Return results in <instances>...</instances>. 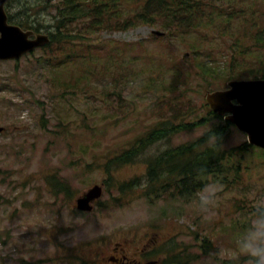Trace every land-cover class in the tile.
<instances>
[{
	"label": "rangeland",
	"instance_id": "374dc122",
	"mask_svg": "<svg viewBox=\"0 0 264 264\" xmlns=\"http://www.w3.org/2000/svg\"><path fill=\"white\" fill-rule=\"evenodd\" d=\"M59 1L50 6L51 14H57ZM9 14L21 20L17 8ZM43 23L45 32L54 25L46 17ZM119 26L91 36L85 34V26L82 30L78 25L70 28L71 33L88 37L86 45H100L91 49L105 59L97 65L100 69L109 66L115 79L124 80L126 72L131 78L139 76L133 85L101 86L93 98L85 90L76 95L57 92L48 81L55 61L80 54L76 45H66L62 53H57V46L52 55L38 50L19 62L0 61V127L5 128L0 134V264H102L111 244L128 241L129 255L147 238L159 235L160 242L173 241L191 252L195 260L191 264H247L244 256H217L216 252L234 247L255 210L264 207V153L254 147L246 155L242 178L229 189L231 185L219 184L222 187L207 213L197 199L187 205L165 203V199L149 203L136 192L118 201L116 191L112 195L104 192L94 210L76 208V199L84 191L107 179L103 169L85 171L88 163H102L106 154L123 151L158 117L172 116L169 110L158 116L156 104L149 100L155 93L143 89L144 80L150 81L147 75H159L158 71H167L169 76L174 69L185 67L180 59L185 53H190L186 62L192 59L189 45L199 39L183 35L173 39L168 33L159 37L153 31L164 30L152 25L118 30ZM130 46L134 48L129 51ZM151 49L157 51L147 59ZM41 64L47 67L44 72ZM72 72L69 68L61 76L68 79ZM194 75L186 80L187 87H181L186 88L190 116L206 113L204 87L208 82L216 84ZM44 116L47 131L41 127ZM207 128L178 133L150 152L193 141ZM247 139L234 128L228 146L241 145ZM144 171L140 164L118 174L128 179ZM48 175L68 181L73 197L49 190ZM175 208L180 209L176 216Z\"/></svg>",
	"mask_w": 264,
	"mask_h": 264
},
{
	"label": "trees",
	"instance_id": "16d2710c",
	"mask_svg": "<svg viewBox=\"0 0 264 264\" xmlns=\"http://www.w3.org/2000/svg\"><path fill=\"white\" fill-rule=\"evenodd\" d=\"M18 3L21 20L11 17L16 24L41 31L45 17L51 20V25L54 23L48 31L52 42L42 50L43 53L52 55L57 46L61 48L57 53H62L66 45H76L74 47L80 50V54L58 59L50 69L48 81L57 92L66 94L73 92L76 95L85 90L93 98L101 86L133 85L139 78L136 75L131 78L126 72L124 80L115 79L109 66L100 69L97 65L105 59L91 51L100 45H86L87 33L95 35L120 24L118 30L152 25L160 27L173 39L182 35L186 39L199 38L198 42L189 45L192 59L187 62L180 59L185 67L174 69L169 76L167 71H158L159 75H147L150 81L144 80L143 89L155 93L149 100L156 104L158 116L167 110L172 116L158 117V121L123 151L106 154L102 163H88L85 171L103 169L107 175L104 184L108 194L116 191L119 201L128 194L139 192L151 203L166 196L167 201L187 205L211 181L231 184L229 189L242 178L243 164L251 152V145L246 142L227 146L234 126L207 105L205 114L190 116L193 112H189L184 99L186 88L181 87H187L186 80L194 74H200L206 82L214 81L216 84L207 83L211 88L220 87L230 79L264 77V0H61L55 5L57 14L50 13L53 2L19 0ZM123 18L127 19L121 21ZM76 25L79 30L85 26V34L71 33L70 28ZM133 48L130 46L128 50ZM41 66L44 72L47 67ZM69 68H72L73 77L63 78L61 74ZM42 120V129L49 130L45 116ZM205 126L207 130L193 141L150 152L153 146L169 141L178 133ZM140 164L145 168L142 175L125 179L118 174L125 167ZM46 183L49 190L54 189V194L73 197L72 185L62 177L48 175ZM176 211L180 213L179 208ZM168 257L176 261L171 264H189L184 253H178L176 249L169 250Z\"/></svg>",
	"mask_w": 264,
	"mask_h": 264
},
{
	"label": "water",
	"instance_id": "95a60500",
	"mask_svg": "<svg viewBox=\"0 0 264 264\" xmlns=\"http://www.w3.org/2000/svg\"><path fill=\"white\" fill-rule=\"evenodd\" d=\"M7 1L0 0V59H18L38 47L49 44L48 35L40 34L31 40L33 32H25L18 26L8 24L4 9ZM229 86L230 89L225 91H208L205 97L209 106L218 115H227L226 120L247 133L252 144L264 148V81H233ZM233 100L238 104H234ZM102 194L103 188L94 186L78 199V208L84 211L92 210L91 203L100 199Z\"/></svg>",
	"mask_w": 264,
	"mask_h": 264
},
{
	"label": "clouds",
	"instance_id": "9594fccd",
	"mask_svg": "<svg viewBox=\"0 0 264 264\" xmlns=\"http://www.w3.org/2000/svg\"><path fill=\"white\" fill-rule=\"evenodd\" d=\"M160 150L163 151L164 147ZM221 187L217 183H208L198 191L196 199L203 212L210 211ZM216 255H228L233 258L244 256L247 258V264H264V207L255 210L246 231L237 237L235 246L221 248Z\"/></svg>",
	"mask_w": 264,
	"mask_h": 264
},
{
	"label": "flooded vegetation",
	"instance_id": "af4514ba",
	"mask_svg": "<svg viewBox=\"0 0 264 264\" xmlns=\"http://www.w3.org/2000/svg\"><path fill=\"white\" fill-rule=\"evenodd\" d=\"M148 249H150L148 244H142V247L136 248L135 252L126 255L129 250L123 243H118L111 248L108 256L103 257V260H108L113 264H149L147 262Z\"/></svg>",
	"mask_w": 264,
	"mask_h": 264
},
{
	"label": "bare ground",
	"instance_id": "6f19581e",
	"mask_svg": "<svg viewBox=\"0 0 264 264\" xmlns=\"http://www.w3.org/2000/svg\"><path fill=\"white\" fill-rule=\"evenodd\" d=\"M189 5V4H188ZM242 50V49H241Z\"/></svg>",
	"mask_w": 264,
	"mask_h": 264
}]
</instances>
